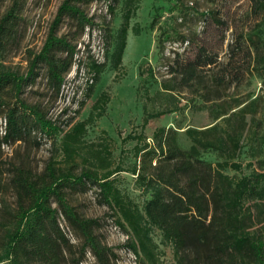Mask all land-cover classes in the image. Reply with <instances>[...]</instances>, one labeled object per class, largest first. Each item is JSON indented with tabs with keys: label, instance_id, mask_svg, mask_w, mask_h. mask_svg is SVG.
Listing matches in <instances>:
<instances>
[{
	"label": "rangeland",
	"instance_id": "374dc122",
	"mask_svg": "<svg viewBox=\"0 0 264 264\" xmlns=\"http://www.w3.org/2000/svg\"><path fill=\"white\" fill-rule=\"evenodd\" d=\"M62 2L0 0V22L12 9L16 15L9 32L0 38L2 67L18 75L27 74ZM176 3L177 0H132L126 5L127 0H121L113 16L107 12L106 0L92 3L86 12L93 18V27L76 35L72 23L67 21L58 30L60 36L72 38L76 45L74 64L61 91L57 93L49 85L46 69L41 68L35 80L25 82L20 94L26 103L41 107L49 118L57 119L61 127L68 129L66 124L71 121L86 120L94 112L97 99L106 93L109 101L104 114L87 126L85 138L89 144L103 143L111 149L116 165L122 169L115 177L116 184L140 210L150 194L144 192L145 184L138 181L137 173L148 177L158 173L161 144L166 150L165 136L155 137L161 128L174 129L180 146L188 149L192 142L187 130L215 127L211 137L226 139L233 135L241 146L233 160L241 168H225L224 174L241 178L264 173V8L257 0H181L177 9L173 8ZM130 8L134 13L129 22L127 45L121 64L116 66L112 53L124 15ZM155 18L157 24L152 29ZM108 23L114 39L107 53ZM134 27L139 28L140 35L133 33ZM91 58L105 63V70L92 97L76 114L78 102L90 84L86 69ZM179 65L197 67L198 78L191 85L183 84L177 70ZM225 73L228 75L221 83ZM1 125L3 131V118ZM104 132L113 142L104 140ZM130 134L139 140H127ZM60 139L57 137L54 142L34 133L29 140L1 147L0 255L4 229L13 225L17 209L13 182L16 168L40 175L52 158L64 168ZM201 158L214 166L224 161L214 150L202 152ZM161 167L169 171L173 166L163 162ZM65 192L66 199L81 217L99 222L94 234L99 245L112 249V264H214L204 248H189L177 254L173 244L155 227L150 235L156 245V260L152 263L145 256L137 257L130 248V229L117 223L118 217L102 203L96 185L68 188ZM245 209L252 216L250 230L264 237V200H248ZM59 223L69 239L61 264H99L61 214Z\"/></svg>",
	"mask_w": 264,
	"mask_h": 264
},
{
	"label": "trees",
	"instance_id": "16d2710c",
	"mask_svg": "<svg viewBox=\"0 0 264 264\" xmlns=\"http://www.w3.org/2000/svg\"><path fill=\"white\" fill-rule=\"evenodd\" d=\"M96 1L100 0H63L46 41L34 55L25 76L0 65V149L3 144L29 140L34 133H40L54 142L61 137L60 149L65 164L61 168L52 158L40 175L16 168L18 171L13 182L18 196L17 209L12 218L13 225L4 229L0 264H61L69 239L60 226L59 214L83 239L85 248L89 247L99 264H112V249L99 245L94 234L99 222L81 217L66 199L65 189L86 188L88 185L98 187L102 203L118 217L117 223L130 229L132 238L129 244L137 257L145 256L152 263L156 260V245L150 235L152 227H155L173 244L177 254L189 248H204L214 264H264V237L250 230L252 216L245 209L248 200H264V173L241 178L223 173L228 167L235 170L241 168L233 161L236 152L241 149L237 137H211L215 127L189 129L186 133L192 143L188 149H183L174 129H159L155 137L162 139L165 136L166 150L161 144L158 173L148 177L137 173V169L133 170L138 181L145 184L144 192L150 194V199L140 210L116 184L115 177L122 169L116 165L111 149L103 143L89 144L85 138L87 126L104 114L109 101L106 93H102L93 106L94 112L98 110L96 115L92 112L86 120L69 121L66 124L68 129L61 127L57 119L49 118L41 107L29 105L20 98L25 82L35 80L41 68L46 69L49 85L57 93L61 91L66 74L74 64L76 45L72 38L60 36L58 30L67 21L72 23L76 35L93 27V18L86 12V7ZM106 1L107 12L113 16L121 0ZM131 1L127 0L126 5H130ZM180 1L177 0L173 8L177 9ZM257 2L264 8V0ZM13 11L8 12L0 22V38L9 32L14 23L16 15ZM133 13L130 8L124 15L112 53L116 66L122 61ZM156 24L157 18L151 28H155ZM106 33L110 38L105 49L108 53L114 39L109 23ZM133 33L140 35L139 28L134 27ZM255 48L257 50L258 47ZM86 70L90 84L83 99L78 102L76 114L92 97L105 70V63L91 58ZM177 70L185 85H191L198 78L196 66L179 65ZM227 75L221 76V83ZM262 78L264 82V65ZM165 89L171 88L165 86ZM103 134L106 142H113L106 132ZM34 138L39 145L36 135ZM138 138L130 134L127 140ZM207 150L219 152L224 161L214 166L203 160L202 152ZM163 162L173 167L169 171L163 169ZM81 164H84L83 167ZM2 170L0 164V173Z\"/></svg>",
	"mask_w": 264,
	"mask_h": 264
}]
</instances>
